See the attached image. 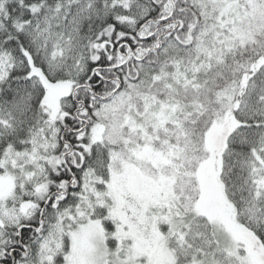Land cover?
<instances>
[{
	"label": "snow or ice",
	"instance_id": "snow-or-ice-1",
	"mask_svg": "<svg viewBox=\"0 0 264 264\" xmlns=\"http://www.w3.org/2000/svg\"><path fill=\"white\" fill-rule=\"evenodd\" d=\"M0 264H264V0H0Z\"/></svg>",
	"mask_w": 264,
	"mask_h": 264
}]
</instances>
